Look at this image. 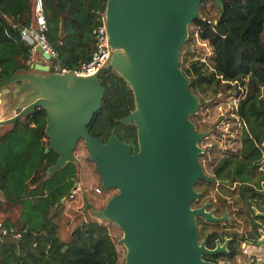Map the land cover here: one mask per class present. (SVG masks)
Masks as SVG:
<instances>
[{"label": "water", "instance_id": "95a60500", "mask_svg": "<svg viewBox=\"0 0 264 264\" xmlns=\"http://www.w3.org/2000/svg\"><path fill=\"white\" fill-rule=\"evenodd\" d=\"M203 1H106L112 52L106 68L132 91L134 109L119 123L135 126L136 153L114 130L105 143L89 135L87 128L104 95L97 76L50 73L48 66L33 63L29 72L0 83V128L36 110L46 114L49 150L57 156L47 178L66 164H76L73 153L81 143L102 191H117L91 213L121 230L123 264H211L202 260L205 250L198 243L195 222L199 212L191 208L198 196L195 182L202 177L198 144L206 133H197L191 122L200 101L189 91L179 61ZM208 1L215 4L220 20L223 0ZM34 51L50 61L41 47ZM83 202L86 211L90 204L86 198ZM26 231L37 233L30 227Z\"/></svg>", "mask_w": 264, "mask_h": 264}, {"label": "trees", "instance_id": "16d2710c", "mask_svg": "<svg viewBox=\"0 0 264 264\" xmlns=\"http://www.w3.org/2000/svg\"><path fill=\"white\" fill-rule=\"evenodd\" d=\"M41 1L45 38L57 54L49 61L50 73L87 63L94 50L93 31L101 25L107 0ZM32 8L33 0H0V83L30 71L35 52L21 41L20 31L32 26ZM222 11L215 24H208L202 15L194 21L185 44H192L195 36L206 43L211 51L209 65L201 58L190 63L184 59L180 69L200 106V93L217 96L219 88L232 90L230 96L244 93L235 116L251 171L252 161L261 160L264 148V0H223ZM97 77L104 95L87 128L89 135L105 143L114 130L117 139L136 153L135 126L119 123L134 109L131 89L113 70L104 68ZM45 129L42 110L0 128V215L4 216L0 264H123L104 223L82 222L67 240L61 239L58 212L76 185L78 167L66 164L47 178L57 156L49 150ZM14 209L17 218L9 216ZM28 227L37 233L27 232Z\"/></svg>", "mask_w": 264, "mask_h": 264}, {"label": "flooded vegetation", "instance_id": "af4514ba", "mask_svg": "<svg viewBox=\"0 0 264 264\" xmlns=\"http://www.w3.org/2000/svg\"><path fill=\"white\" fill-rule=\"evenodd\" d=\"M196 131L206 133L200 141H213L198 145L202 177L195 182L198 196L191 204L199 212L195 222L198 243L205 250L202 260L211 264L264 262V148L261 160L252 161L249 171L241 127L226 135L212 129Z\"/></svg>", "mask_w": 264, "mask_h": 264}, {"label": "rangeland", "instance_id": "374dc122", "mask_svg": "<svg viewBox=\"0 0 264 264\" xmlns=\"http://www.w3.org/2000/svg\"><path fill=\"white\" fill-rule=\"evenodd\" d=\"M202 11V13H201ZM204 16L206 20L214 21L217 20V9L213 2L206 0L202 9H200V17ZM191 26L189 30H191ZM264 38V35H263ZM198 41L194 39V42L189 45H184L182 47V52L179 56V61L187 59V62L195 61L200 57L202 52L206 53V49L203 46H199ZM34 56L37 60L45 61L37 53H34ZM207 64L208 59L206 58ZM48 67L50 66L49 61H45ZM220 94L213 96L210 91L205 94L200 93V98L202 99V105L199 108L198 113L191 118L195 129L202 132L206 130H215L223 135H226L227 131L234 130L237 131L238 125L237 119L233 118L235 110L232 108L228 98L229 94L233 93L232 90H226L225 88H219ZM213 136H215L213 134ZM218 136V135H217ZM212 137V136H211ZM214 138V137H213ZM213 142L211 138L208 140H202L199 142L200 146H204L206 143ZM198 144V145H199ZM78 167L76 187L79 188L80 192L73 200L66 201L63 207L59 210L60 213V222L59 224V234L61 239L67 240L70 236V233L73 229L82 222H101L95 218L91 211L102 209L107 201L117 193V191H101L100 194L96 193V190H102L100 185V180L95 169V165L90 161L88 153L83 146L79 144L73 153ZM86 198L90 207L88 210H84L83 199ZM9 216L17 218L18 211L14 209L11 211ZM4 216L0 215V219H3ZM104 223L108 232L112 238V241L115 244L118 254L120 255L121 260L124 258L125 250L119 245V240L122 237L121 230L111 222H101Z\"/></svg>", "mask_w": 264, "mask_h": 264}, {"label": "built area", "instance_id": "2783aa9c", "mask_svg": "<svg viewBox=\"0 0 264 264\" xmlns=\"http://www.w3.org/2000/svg\"><path fill=\"white\" fill-rule=\"evenodd\" d=\"M33 24L29 28L22 29L20 31V38L25 44L32 48V51L35 52V47L39 46L41 49L46 52L50 59H56L57 54L51 49L49 43L45 38L46 32V23L43 16V7L41 0H33ZM208 24H215L216 21L207 20ZM94 50L90 57V60L82 64L79 68L74 70H67L65 68L61 69L58 74H67L73 75L76 77H91L97 76L100 71L106 68V65L109 63L112 52L109 48L108 44V36L105 27V16L103 15L101 20V25H99L94 31ZM196 42L198 41L199 46H203L206 49V53H204L201 61L205 63L207 66V59L211 56V51L208 48L207 44L199 41L198 37L195 36ZM244 93H240L238 96H229L228 100L232 106V108L236 111L238 107L239 101L242 99ZM235 114V112H234ZM233 118L237 119L238 125L241 127V123L238 118L233 115ZM102 190H96L97 194H100ZM80 190L78 187H74L68 196L67 201L73 200L75 196L79 194ZM5 233V232H4Z\"/></svg>", "mask_w": 264, "mask_h": 264}, {"label": "crops", "instance_id": "0c3cea01", "mask_svg": "<svg viewBox=\"0 0 264 264\" xmlns=\"http://www.w3.org/2000/svg\"><path fill=\"white\" fill-rule=\"evenodd\" d=\"M33 63H39L42 66H48L47 63H45V61L40 62L39 60H37V58L35 56L33 57L31 64H33Z\"/></svg>", "mask_w": 264, "mask_h": 264}]
</instances>
